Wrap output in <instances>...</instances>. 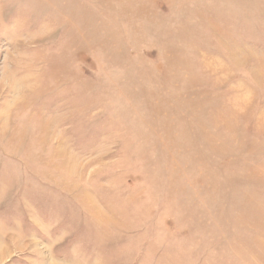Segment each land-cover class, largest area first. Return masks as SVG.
I'll return each instance as SVG.
<instances>
[{
    "label": "rangeland",
    "instance_id": "obj_1",
    "mask_svg": "<svg viewBox=\"0 0 264 264\" xmlns=\"http://www.w3.org/2000/svg\"><path fill=\"white\" fill-rule=\"evenodd\" d=\"M0 264H264V0H0Z\"/></svg>",
    "mask_w": 264,
    "mask_h": 264
}]
</instances>
